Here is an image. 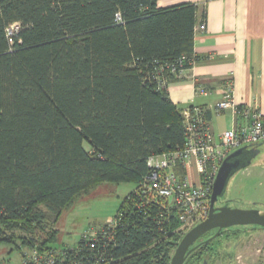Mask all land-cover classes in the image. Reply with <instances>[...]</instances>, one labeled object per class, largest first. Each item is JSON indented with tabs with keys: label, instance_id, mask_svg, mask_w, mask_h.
Instances as JSON below:
<instances>
[{
	"label": "trees",
	"instance_id": "trees-1",
	"mask_svg": "<svg viewBox=\"0 0 264 264\" xmlns=\"http://www.w3.org/2000/svg\"><path fill=\"white\" fill-rule=\"evenodd\" d=\"M197 9L157 0H0V243L22 249V258L25 246L58 250L59 264H169L184 233L143 180L149 155L185 142L167 84L199 58ZM107 181L135 185L114 225L104 224L93 246L83 235L51 246L63 210ZM201 249L183 264H201Z\"/></svg>",
	"mask_w": 264,
	"mask_h": 264
},
{
	"label": "crops",
	"instance_id": "crops-1",
	"mask_svg": "<svg viewBox=\"0 0 264 264\" xmlns=\"http://www.w3.org/2000/svg\"><path fill=\"white\" fill-rule=\"evenodd\" d=\"M181 2L198 5L193 49L199 58L181 77L168 82V94L181 109H208V125L218 139L223 130L246 123L230 109L214 110L228 75L233 79L235 104L264 112V0H157L159 6ZM190 168L196 182V168Z\"/></svg>",
	"mask_w": 264,
	"mask_h": 264
},
{
	"label": "built area",
	"instance_id": "built-area-1",
	"mask_svg": "<svg viewBox=\"0 0 264 264\" xmlns=\"http://www.w3.org/2000/svg\"><path fill=\"white\" fill-rule=\"evenodd\" d=\"M16 28V24L11 25L8 33L11 34ZM233 87V79L228 75L223 80L222 97L215 103L214 110L221 112L230 109L235 114H241L246 123L223 130L218 139H215L203 117L205 107L182 108L185 130L183 146L169 152L149 155L146 160L149 167V173L143 180L146 190L153 198L166 200L167 207L174 210L178 219V230L183 233L207 217L215 174L230 150L264 141V112L252 111L248 107L239 108L234 101ZM179 165L184 167L185 172H176ZM192 165L198 176L196 182L188 172ZM114 223L112 217L105 224L113 226ZM102 226L98 230L82 234L83 237L91 243L99 231L103 233ZM57 257V251L41 252L34 247L29 255L24 252L22 264H59ZM71 264L82 263L78 261Z\"/></svg>",
	"mask_w": 264,
	"mask_h": 264
},
{
	"label": "rangeland",
	"instance_id": "rangeland-1",
	"mask_svg": "<svg viewBox=\"0 0 264 264\" xmlns=\"http://www.w3.org/2000/svg\"><path fill=\"white\" fill-rule=\"evenodd\" d=\"M84 146L87 147L86 142ZM257 148L258 153L251 163L237 170L226 184L221 198L231 207L258 208L264 211V142ZM188 172L191 177L194 176L191 168ZM134 186L133 182L107 181L78 196L73 204L61 213L54 226L58 230L56 242L50 245L72 246L82 234L98 230L112 219L120 201ZM247 229L243 241L231 254L232 260H216L212 264H253L257 260L264 263V229ZM33 248L34 245L25 246L23 252L29 255ZM21 250L11 243H0V264H22Z\"/></svg>",
	"mask_w": 264,
	"mask_h": 264
},
{
	"label": "water",
	"instance_id": "water-1",
	"mask_svg": "<svg viewBox=\"0 0 264 264\" xmlns=\"http://www.w3.org/2000/svg\"><path fill=\"white\" fill-rule=\"evenodd\" d=\"M260 144V142L255 144L256 147L253 144L240 146L224 157L213 180L207 217L183 234L173 251L169 264H183L186 256L196 247H190L191 244L212 229L216 228V234H218L220 229L235 225H254L264 228V211L258 208L231 207L226 202L221 206H215L216 202L222 200L229 178L237 170L251 163L252 158L258 153L257 147Z\"/></svg>",
	"mask_w": 264,
	"mask_h": 264
},
{
	"label": "flooded vegetation",
	"instance_id": "flooded-vegetation-1",
	"mask_svg": "<svg viewBox=\"0 0 264 264\" xmlns=\"http://www.w3.org/2000/svg\"><path fill=\"white\" fill-rule=\"evenodd\" d=\"M223 204H225V202L220 200L219 202L215 203V206H221ZM248 227L253 230H257L259 226L235 225L220 229L218 234H216L217 229L215 228L200 236L195 242H193V244H191L190 247L196 246L192 250L194 252L198 249H201L198 247L199 244H201L202 242L206 243V246L202 249L203 251H206L208 256H206V258L202 260L201 264H212V262L216 260L224 262L227 259L229 261L232 257L231 254L233 253V251H235L243 241L244 236L248 231ZM253 264L264 263H262L260 260H257Z\"/></svg>",
	"mask_w": 264,
	"mask_h": 264
}]
</instances>
